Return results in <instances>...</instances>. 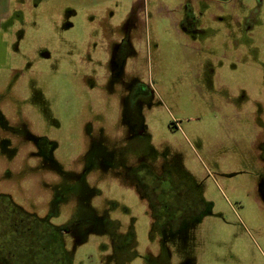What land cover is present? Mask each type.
Masks as SVG:
<instances>
[{
    "label": "rangeland",
    "instance_id": "obj_1",
    "mask_svg": "<svg viewBox=\"0 0 264 264\" xmlns=\"http://www.w3.org/2000/svg\"><path fill=\"white\" fill-rule=\"evenodd\" d=\"M136 1L0 0V19L12 14L0 24V111L7 125L23 121L31 133L54 139L53 158L64 176L76 174V159L86 149L85 122L103 126L109 147L121 150L115 170L87 176V208H79L85 198L76 178L65 186L72 191L63 189L65 201L48 222L59 255L33 250L34 256L19 246L11 264H264V168L255 146L264 123V0L221 3L220 20L209 15L213 2H199V32L180 25L184 0H139V21L126 27ZM123 36L122 64L109 62V85L102 84L96 61L103 62ZM27 60L31 67L17 76L15 67ZM136 82L149 92L132 112L124 85ZM133 113L144 120L138 119L149 139L142 144L128 137V123L138 118ZM11 132L2 135L12 140ZM132 141L133 159L145 156L158 171L184 178L203 207L174 237L172 226L161 230L152 221L151 208L124 173L117 175ZM28 145L12 155L13 145L0 144V191L40 219L53 210L50 200L63 180ZM90 208L105 220L74 225V217ZM109 216L122 235L115 244L107 233ZM62 226L69 230L55 228ZM8 232L0 221L2 251L9 250ZM128 236L127 248L117 249Z\"/></svg>",
    "mask_w": 264,
    "mask_h": 264
},
{
    "label": "flooded vegetation",
    "instance_id": "obj_2",
    "mask_svg": "<svg viewBox=\"0 0 264 264\" xmlns=\"http://www.w3.org/2000/svg\"><path fill=\"white\" fill-rule=\"evenodd\" d=\"M188 3V2H186ZM189 3L186 7V12L183 16V19L180 22L182 29L186 32H194L196 30L193 26L191 17L189 15ZM143 9L141 1H136L132 7L129 15V19L126 21V27L133 25L136 26V23L139 21V14ZM11 12L4 15L0 19V24L2 21H7L11 17ZM6 23V22H3ZM131 30V29H130ZM126 28L125 35H128L127 32L130 31ZM199 32V31H198ZM128 39L124 36L119 42L113 43L111 45L110 53L104 57L103 62L96 61L95 68L97 69V74L103 75L106 82L102 84L109 85V62L112 65L122 64V58L127 52ZM102 49H105V46H101ZM109 51V45L107 47ZM110 56V60H109ZM43 58L48 59L49 54L43 53ZM98 62V63H97ZM103 64V65H102ZM31 62L27 60L23 67H15V70L18 73H21L23 69L30 68ZM212 71V69H210ZM17 78H14V84H16ZM126 87V88H125ZM124 89H129V108L132 112H135L137 108H141V102L145 103V96L149 92V88L142 85L139 82L125 84ZM30 102L33 100L30 99ZM44 101V100H43ZM43 116H47L48 106H43L42 110ZM132 116H137L132 114ZM134 117L128 123V137L133 138L138 144H142L144 141H147L149 138L146 136L145 125L142 121H139L140 118ZM139 119V120H138ZM143 120V119H142ZM144 121V120H143ZM127 124V123H126ZM262 131L257 136L255 142L256 148H258V154L263 161L264 168V123H260ZM88 121L84 123L83 126V137L86 145V149L82 155H80L77 160L76 174L74 172L69 173L64 176L59 171L61 167L53 158V150L57 145L56 141L45 136L35 135L30 132L28 129L27 123L21 121L16 127H10L7 125L1 111H0V144H11L13 145L12 155L16 154L18 148H27L31 144L36 146V151L32 154H36L43 161V164L49 163L52 166L56 174L57 180L62 178V188L56 190L53 193L50 203L53 205V210H51L46 216L35 217L28 212L24 211L21 207L13 202L10 195L3 191H0V213L1 211L5 214L3 217L4 220H0L2 224L4 223L9 228V234L11 243H9V250L0 249V264H11L13 260L18 261V248L21 246V249H27L26 254L32 253L33 250L43 251V253H48L51 251L52 255H59V246L60 243L57 238H53L49 233V221L52 215H55V207L60 203L65 201V193L63 189L72 191L73 185H69L66 189L65 186L68 184L70 179L76 178L79 182L77 187H82L84 189V203L79 205L80 207L87 208V199L90 197V192H92L91 187L88 185L86 178L91 173H97L98 170L108 172L109 168L114 169L115 164V155L119 150L116 145L109 147V134H107L103 126H97ZM168 126L171 127V122H168ZM12 129L14 133L11 132ZM2 131H10L12 133V140H9L7 137L2 135ZM126 141V138L123 139ZM132 141V145H129L126 149L127 156L123 158L122 172L117 173V175L124 173L126 176L125 181H127L133 188L138 192V195L141 199H144L147 205L151 208V219L155 224H159V228L165 230L168 225L172 226V233L170 236L178 235V228L180 224H186L190 219L194 218L193 216L198 215L203 212V207L198 202V198L192 195L191 189H189L184 183L183 180H178L168 169L166 173H162L155 168L154 162H147L144 157H135L133 159V154L135 153V142ZM23 142V143H22ZM25 151V150H23ZM29 154V153H28ZM92 174V176H94ZM77 207V204H75ZM106 209H103L105 213ZM90 208L89 213L84 215H76L73 219L74 225H79L82 222H89L91 220H105L104 217H99V215ZM1 215V214H0ZM190 217V218H189ZM192 217V218H191ZM109 231L107 232L109 239L113 240L122 235L115 234L116 219L109 216ZM58 231H68L67 227H55ZM88 229V228H86ZM90 229V228H89ZM86 231V230H85ZM102 234V233H96ZM125 237V236H124ZM131 237V236H130ZM130 237H126L125 241H121L122 245L118 243L115 247L119 250H125L129 243L132 242ZM123 239V237L121 238ZM119 239V240H121ZM40 253V252H39ZM33 254V253H32ZM149 254V252H148ZM34 256L36 254H33ZM37 256V255H36Z\"/></svg>",
    "mask_w": 264,
    "mask_h": 264
},
{
    "label": "crops",
    "instance_id": "obj_3",
    "mask_svg": "<svg viewBox=\"0 0 264 264\" xmlns=\"http://www.w3.org/2000/svg\"><path fill=\"white\" fill-rule=\"evenodd\" d=\"M184 1H185V3L189 2V7H190L189 8V10H190L189 11V15L191 17V21H192L193 26L196 25V21H197V16H195L194 11L197 10L199 12L201 10L199 8V6H197V3H199V2L202 3L203 2L204 4H207L208 1L213 2L212 4H213L214 11L213 12L210 11L209 15L213 19L220 20V19H222L221 17L224 16V10H223V8L221 7L220 4L221 3L225 4V3L234 2V0H184ZM163 6H164V10L167 11L168 5L163 4ZM159 10L162 11V8H159ZM195 31H199V29L195 30Z\"/></svg>",
    "mask_w": 264,
    "mask_h": 264
}]
</instances>
